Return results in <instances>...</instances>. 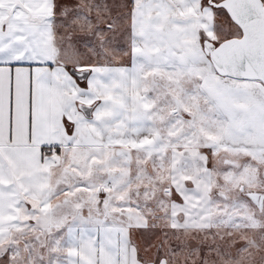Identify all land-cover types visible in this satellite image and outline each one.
<instances>
[{
	"label": "snow or ice",
	"instance_id": "1",
	"mask_svg": "<svg viewBox=\"0 0 264 264\" xmlns=\"http://www.w3.org/2000/svg\"><path fill=\"white\" fill-rule=\"evenodd\" d=\"M0 264H264V0H0Z\"/></svg>",
	"mask_w": 264,
	"mask_h": 264
}]
</instances>
